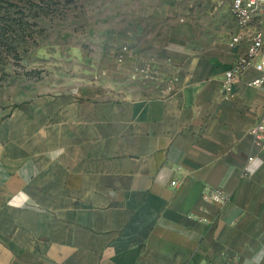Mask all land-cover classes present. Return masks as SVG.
Wrapping results in <instances>:
<instances>
[{"label":"crops","instance_id":"obj_1","mask_svg":"<svg viewBox=\"0 0 264 264\" xmlns=\"http://www.w3.org/2000/svg\"><path fill=\"white\" fill-rule=\"evenodd\" d=\"M217 18L203 36L169 31L159 89H69L0 112V264H264V148L249 134L263 74L224 87L248 45L231 47L228 6Z\"/></svg>","mask_w":264,"mask_h":264},{"label":"rangeland","instance_id":"obj_2","mask_svg":"<svg viewBox=\"0 0 264 264\" xmlns=\"http://www.w3.org/2000/svg\"><path fill=\"white\" fill-rule=\"evenodd\" d=\"M218 6L209 0H0V112L69 89L77 99L86 89L112 91L111 98L116 90L159 89L163 82L151 62L161 59L169 31L183 23L205 35L217 23Z\"/></svg>","mask_w":264,"mask_h":264},{"label":"built area","instance_id":"obj_3","mask_svg":"<svg viewBox=\"0 0 264 264\" xmlns=\"http://www.w3.org/2000/svg\"><path fill=\"white\" fill-rule=\"evenodd\" d=\"M214 2L219 6H228L234 19L235 31L230 45L232 47L248 45L246 53L240 56L233 68L227 72L224 87H230L244 70L256 63L263 76L249 85L255 87L264 85V0H214ZM249 134L256 148H264V115ZM252 161L253 157L248 158V164ZM248 164L244 168L245 174L250 170ZM172 185L176 186L177 182H173ZM203 198L210 203L225 204L229 200V194L218 188H207L203 192Z\"/></svg>","mask_w":264,"mask_h":264}]
</instances>
